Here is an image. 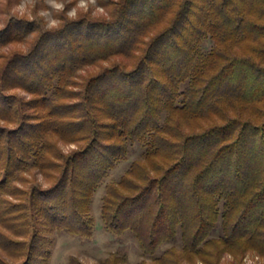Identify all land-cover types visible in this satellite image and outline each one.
Instances as JSON below:
<instances>
[{
  "label": "trees",
  "instance_id": "obj_1",
  "mask_svg": "<svg viewBox=\"0 0 264 264\" xmlns=\"http://www.w3.org/2000/svg\"><path fill=\"white\" fill-rule=\"evenodd\" d=\"M110 5L0 29V48L33 35L0 63V120L15 125L0 127V252L46 264L47 232L91 237L94 192L140 145L104 197L106 231L131 232L147 255L180 232L189 254L222 244L264 258V0ZM31 167L51 183L18 187Z\"/></svg>",
  "mask_w": 264,
  "mask_h": 264
},
{
  "label": "rangeland",
  "instance_id": "obj_2",
  "mask_svg": "<svg viewBox=\"0 0 264 264\" xmlns=\"http://www.w3.org/2000/svg\"><path fill=\"white\" fill-rule=\"evenodd\" d=\"M115 1L117 0H0V25L7 26L10 19L25 18L36 21L37 26H39L38 29H53L60 25L62 15L63 18L68 19H75L80 13H87L95 18L106 17L112 9L110 4ZM55 2H62L67 7L75 6V16L69 17L67 15V7L63 10L56 9L54 7ZM51 19L58 20L56 27H49L48 22ZM32 38L33 35H28L22 42L1 47L0 63H2L3 56L14 51L26 52L30 47ZM212 45L211 41L205 42L203 52L211 49ZM97 69V66L85 68L79 72V76L94 73ZM12 93L25 100L31 98L23 91H12ZM13 126L15 125L0 120V127L13 128ZM76 145L61 144L60 148L62 152L67 153L75 149ZM143 153L144 148L142 146L130 145L126 160L117 163L94 192L88 212L93 220L91 237L86 238L66 231L47 232L45 234L51 240L49 258L46 264H264V258L253 252H246L244 255L239 253L237 257H233L227 251H224L226 248H223L222 244L220 245L222 252L216 254L217 256H214V251L211 248L189 254L183 250L180 232L174 242L162 244L153 255H147L142 251L131 232L125 231L121 234H113L106 231L101 220V209L108 187L118 184L128 172L131 163L140 160ZM19 181L15 184L23 190H28L33 185L46 187L51 183L34 167L29 168L25 174L21 175ZM117 189L124 193L122 188ZM220 235V226H218L217 231L212 236L218 237ZM26 239L29 240L28 236ZM21 240H25V238ZM165 252L169 254L164 259L161 261L156 260ZM8 255L11 256L0 252V264H22L24 261L23 256Z\"/></svg>",
  "mask_w": 264,
  "mask_h": 264
},
{
  "label": "clouds",
  "instance_id": "obj_3",
  "mask_svg": "<svg viewBox=\"0 0 264 264\" xmlns=\"http://www.w3.org/2000/svg\"><path fill=\"white\" fill-rule=\"evenodd\" d=\"M54 7H55L56 9H61V10H63V9H65L67 6H66L64 3H62V2H55V3H54ZM75 12H76V8H75V6L67 7V15H68L69 17H74V16H75ZM48 24H49V27H56L57 24H58V20H57V19H51V20H49ZM5 26H6V25H0V28L5 27Z\"/></svg>",
  "mask_w": 264,
  "mask_h": 264
}]
</instances>
